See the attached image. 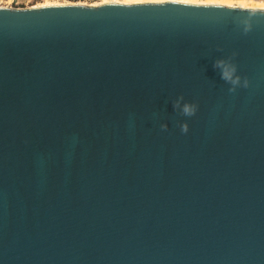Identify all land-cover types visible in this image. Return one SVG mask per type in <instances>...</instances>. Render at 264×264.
Segmentation results:
<instances>
[{"label":"water","instance_id":"1","mask_svg":"<svg viewBox=\"0 0 264 264\" xmlns=\"http://www.w3.org/2000/svg\"><path fill=\"white\" fill-rule=\"evenodd\" d=\"M29 9L0 12V264H264V8Z\"/></svg>","mask_w":264,"mask_h":264},{"label":"clouds","instance_id":"2","mask_svg":"<svg viewBox=\"0 0 264 264\" xmlns=\"http://www.w3.org/2000/svg\"><path fill=\"white\" fill-rule=\"evenodd\" d=\"M103 5H112L119 8H133L137 6H152V7H166L173 6L178 8L196 7V8H214L223 10H244L252 7V0H0V12L27 10L31 7H82L88 9H97ZM249 18L253 16H264V12H257L255 10L247 11ZM181 14H185L181 12ZM251 29L250 19L243 22V31L246 33ZM215 67L221 69V78L230 83L233 88L238 85L247 87V79L241 82V77L236 74V68L230 62L225 60H217ZM231 90V89H230ZM179 104V101H177ZM197 106L192 103H185L182 106L184 115L191 116L196 112ZM181 131H187L186 126L181 127Z\"/></svg>","mask_w":264,"mask_h":264},{"label":"bare ground","instance_id":"3","mask_svg":"<svg viewBox=\"0 0 264 264\" xmlns=\"http://www.w3.org/2000/svg\"><path fill=\"white\" fill-rule=\"evenodd\" d=\"M249 8H264L263 1H252V7Z\"/></svg>","mask_w":264,"mask_h":264},{"label":"rangeland","instance_id":"4","mask_svg":"<svg viewBox=\"0 0 264 264\" xmlns=\"http://www.w3.org/2000/svg\"><path fill=\"white\" fill-rule=\"evenodd\" d=\"M252 1H263L264 2V0H252Z\"/></svg>","mask_w":264,"mask_h":264},{"label":"snow or ice","instance_id":"5","mask_svg":"<svg viewBox=\"0 0 264 264\" xmlns=\"http://www.w3.org/2000/svg\"><path fill=\"white\" fill-rule=\"evenodd\" d=\"M104 6H106V5H103V6H101V7H104ZM65 7H68V6H65ZM29 10H31V9H29Z\"/></svg>","mask_w":264,"mask_h":264}]
</instances>
